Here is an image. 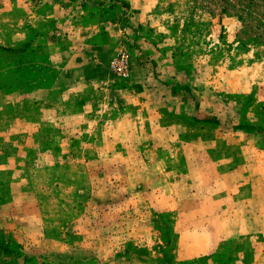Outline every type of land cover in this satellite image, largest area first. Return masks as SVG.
Masks as SVG:
<instances>
[{
    "label": "rangeland",
    "instance_id": "374dc122",
    "mask_svg": "<svg viewBox=\"0 0 264 264\" xmlns=\"http://www.w3.org/2000/svg\"><path fill=\"white\" fill-rule=\"evenodd\" d=\"M83 2L0 0V264H264V0Z\"/></svg>",
    "mask_w": 264,
    "mask_h": 264
},
{
    "label": "crops",
    "instance_id": "0c3cea01",
    "mask_svg": "<svg viewBox=\"0 0 264 264\" xmlns=\"http://www.w3.org/2000/svg\"><path fill=\"white\" fill-rule=\"evenodd\" d=\"M84 1L85 2H83L82 4L83 8L78 10L76 14L77 17L75 19L76 21L75 23L77 24V27H76L77 34L80 35L82 39L81 42L79 43V46L80 45L82 46L84 54L86 55V53H91L94 49L98 48V47L96 48L94 47V43H92L94 39L92 37H97L99 34H98V29H97L98 23L92 22L94 20H90V19H95L98 17L95 14H93V11L90 8L94 0H84ZM117 12H118L117 8H113V9L109 8L108 14H106L105 16L110 17L111 15L113 16ZM112 26L113 28L115 27V25H110L105 30L111 29ZM95 28L97 30H95ZM59 49L60 48H58V50ZM61 49L67 53L68 51L71 50L70 47L68 48V46L64 49L63 48ZM88 60H91V59H88ZM38 64L39 63H37V65ZM40 65H43V63H41ZM87 65H92V64H86V66ZM52 95L53 93H50L44 97L37 90L34 92H30V93L24 89H23V93H19V92L7 93V92L0 91V98L4 99L3 103H0V108L9 106L10 103L13 107L22 106L23 111H20V112L17 110L13 111L12 119L9 121V126L21 124L23 126V131L32 130L35 132V134L39 133V136H41L40 134H42V132L45 130L43 129L44 127L42 126L44 125L41 122L43 119L42 113H44V109H45L44 103L46 102V100L52 98ZM51 110L53 109L51 108ZM1 126H3V124H1L0 122V127ZM37 146L38 144L35 145V148ZM24 160L25 159H23V162Z\"/></svg>",
    "mask_w": 264,
    "mask_h": 264
},
{
    "label": "built area",
    "instance_id": "2783aa9c",
    "mask_svg": "<svg viewBox=\"0 0 264 264\" xmlns=\"http://www.w3.org/2000/svg\"><path fill=\"white\" fill-rule=\"evenodd\" d=\"M109 70L119 78L126 79L131 73L130 55L127 51H120L108 62Z\"/></svg>",
    "mask_w": 264,
    "mask_h": 264
},
{
    "label": "trees",
    "instance_id": "16d2710c",
    "mask_svg": "<svg viewBox=\"0 0 264 264\" xmlns=\"http://www.w3.org/2000/svg\"><path fill=\"white\" fill-rule=\"evenodd\" d=\"M9 244L10 242L7 240V238H5L3 235H0V253L2 252L1 254L10 252L8 251V248L10 247Z\"/></svg>",
    "mask_w": 264,
    "mask_h": 264
}]
</instances>
